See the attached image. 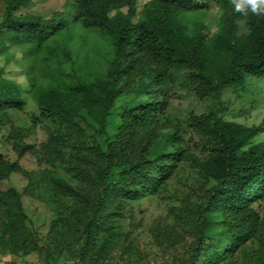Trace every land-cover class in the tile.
Listing matches in <instances>:
<instances>
[{"label": "trees", "instance_id": "trees-1", "mask_svg": "<svg viewBox=\"0 0 264 264\" xmlns=\"http://www.w3.org/2000/svg\"><path fill=\"white\" fill-rule=\"evenodd\" d=\"M36 1L0 0V46L23 49L26 85L38 104L31 119L50 135L37 149L23 140L24 127L6 124L9 109L24 108V87L0 67V129H7L6 140L16 154L11 159L0 151V247L24 261L38 252L43 255L40 264L57 263L59 252L72 254L74 242L80 246L78 259L89 264H105L114 251H137L135 239L121 228L125 205L166 188L183 168L181 161H198L184 146L181 125L169 116L160 123L170 93L186 88L214 103L189 117L207 150L197 166L212 185L200 188L195 202L183 199L172 223L157 225L154 240L164 250L165 240L176 249L184 240L181 232L188 234L192 241L178 264H240L249 259L248 240L264 243V218L252 206L264 198V139L251 141L264 134V119L256 126L225 120L228 106L222 96L242 88L249 78L264 76V14L247 8L237 12L233 0H214L222 13L219 30L210 39L202 28L206 9L199 0H147L140 9L139 0H60L44 11L33 8ZM240 17L245 32L239 30ZM75 25L109 37V67L92 82L48 85L44 77L72 57L61 38H72ZM127 86L132 97L120 103L118 96ZM87 118L99 123L103 146L82 126ZM108 122L115 123L113 134L106 131ZM163 127L170 130L163 132ZM161 141L160 146L171 147L150 154ZM26 155L51 163V168L25 169L18 159ZM57 165L65 168V175L52 171ZM13 173L28 179L21 192L8 182ZM22 192L53 206L48 232L53 240L47 242L33 227ZM259 261L264 263L261 257Z\"/></svg>", "mask_w": 264, "mask_h": 264}, {"label": "rangeland", "instance_id": "rangeland-1", "mask_svg": "<svg viewBox=\"0 0 264 264\" xmlns=\"http://www.w3.org/2000/svg\"><path fill=\"white\" fill-rule=\"evenodd\" d=\"M147 0H139V9ZM199 4L206 9V15L203 18V30L206 35L211 39L220 27V15L222 9L217 5L214 0H199ZM60 0H37L34 2V9L49 10L56 5H60ZM1 10V9H0ZM125 10V9H124ZM240 32H245L246 27L243 17L237 19ZM70 32V31H69ZM72 38L62 37L66 44L72 51L70 61L64 63L62 66L55 67L52 75H46L44 82L48 85L56 86H70L75 84L78 80L92 82L98 77H104L106 70L109 67V62L112 58V45L108 36L101 35L95 30H86L81 26L75 25L70 32ZM24 51L22 48H13L4 44L0 46V67L4 69V74L7 77L13 78L23 85V98L25 101L24 108H11L9 109V116L4 115L6 124L10 127H24L26 129L23 140L37 149H41L44 143L47 142L49 132L41 122H32L31 115L38 112V104L35 98L30 93V87L27 84L26 74L28 72L27 60H23ZM29 56V53L26 55ZM23 61V63L21 62ZM179 73H184V69H180ZM244 87V88H243ZM130 86L123 87L122 93L118 96V102L123 103L132 97ZM158 97L157 100H161ZM222 99L228 106L225 112V120H235L246 124L247 126H256L264 119V76L260 78H249L244 86L239 88H232L224 91ZM214 105L209 97L200 98L189 89L183 88L174 93H170L168 101V110L166 115L161 116V124L167 121L169 116L174 124H180L184 140V146L188 150L196 153L197 160L207 155V150L204 149L201 137L194 133V130L189 126L190 115L192 113H203L208 111ZM88 119V118H87ZM84 128H87L89 135L96 138L103 146L105 134L102 131L99 123L90 118L81 123ZM115 123L108 122L106 131L110 134L115 132ZM170 130L169 127H163L162 131ZM7 129H0V151L6 154L11 159H16V154L11 148L10 142L6 139ZM264 139L263 135H258L251 139L252 143L260 142ZM160 143V144H159ZM157 142L156 146L150 150V154L158 151L157 149H168L171 146L162 145ZM248 147L245 145L244 149ZM19 163L25 169L38 172L39 169H50L51 163L44 160L39 163L38 157L26 155L18 159ZM197 161V163H198ZM190 159L181 161L182 169L172 175L166 184V188L159 189L156 193H148L144 197L130 201L125 205L123 210L124 218L121 221V228L123 231L128 232L135 239L136 249L135 252H121L120 250L114 251L105 260V264H143L135 259L142 258L147 264H178L177 260L185 257V249L188 243L192 241L191 237L185 232H181L184 236L182 244H179L176 249L171 248L170 243L167 245L166 250L159 247L155 242V231L157 225H165L167 222L172 223L176 218L178 209L183 204V199L195 202L197 200V193L200 188L209 187L212 185L210 177L204 173H200V166H197ZM64 167L57 165L52 167V171H57L60 175H65ZM70 182L73 177L69 178ZM8 182L14 186L19 192L28 183L25 175L20 173H13L10 175ZM4 187L7 183L2 184ZM43 196L47 194L42 192ZM22 203L25 206L28 215L32 220L33 227L43 236L47 242L53 240L48 235L51 221L54 215L53 206L42 197L30 196L22 192ZM183 201V202H182ZM253 208L258 214L259 218H264V198H261L253 203ZM185 231V230H184ZM212 238L208 239L209 244L212 243ZM53 243V242H52ZM51 243V244H52ZM71 247L72 254L65 252L58 253V243L54 247V252L60 254L56 259L58 262L55 264H89V262L78 259L79 245L73 243ZM170 245V246H169ZM206 245L207 242H206ZM248 248L250 250L249 259L242 261L240 264H264L260 263L259 257L264 260V243L260 246L257 241L248 240ZM40 253H31L27 255L24 261L22 257L13 255L8 250L0 247V264H40ZM239 258L242 257L240 254ZM145 264V263H144Z\"/></svg>", "mask_w": 264, "mask_h": 264}, {"label": "clouds", "instance_id": "clouds-1", "mask_svg": "<svg viewBox=\"0 0 264 264\" xmlns=\"http://www.w3.org/2000/svg\"><path fill=\"white\" fill-rule=\"evenodd\" d=\"M234 9L243 12L246 8L254 14H264V0H233Z\"/></svg>", "mask_w": 264, "mask_h": 264}]
</instances>
